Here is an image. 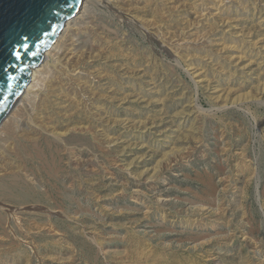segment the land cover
<instances>
[{
  "label": "rangeland",
  "instance_id": "1",
  "mask_svg": "<svg viewBox=\"0 0 264 264\" xmlns=\"http://www.w3.org/2000/svg\"><path fill=\"white\" fill-rule=\"evenodd\" d=\"M78 12L0 123V264H264V0Z\"/></svg>",
  "mask_w": 264,
  "mask_h": 264
},
{
  "label": "water",
  "instance_id": "2",
  "mask_svg": "<svg viewBox=\"0 0 264 264\" xmlns=\"http://www.w3.org/2000/svg\"><path fill=\"white\" fill-rule=\"evenodd\" d=\"M83 0H0V123ZM19 53V56L17 55Z\"/></svg>",
  "mask_w": 264,
  "mask_h": 264
},
{
  "label": "bare ground",
  "instance_id": "3",
  "mask_svg": "<svg viewBox=\"0 0 264 264\" xmlns=\"http://www.w3.org/2000/svg\"><path fill=\"white\" fill-rule=\"evenodd\" d=\"M88 1V0H87ZM84 7V9L83 10H81L82 11V13H83V11L84 10H86V12H87V4L85 5V6H83ZM87 7V8H86ZM78 13L79 12H77L76 13V17H73V18H71V19H69L67 22H66V24L68 25V23L70 22H72L75 18H77V15H78ZM84 13H85V11H84ZM87 14V13H86ZM83 15V14H82ZM83 16H85V15H83ZM81 16L79 15L78 16V18H80ZM86 17V16H85ZM83 19V18H82ZM72 24V23H71ZM73 24H75V22L73 23ZM70 25V24H69ZM71 26H73V25H71ZM71 26H69V27H71ZM75 26H76V24H75ZM74 26V27H75ZM73 27V28H74ZM72 28V27H71ZM71 28H70V30H71ZM67 29H68V26H67V28H66V26H65V28L63 29V32L61 33V35L60 36H57V40L56 41H54V43L44 52V55H50V56H53L54 58L55 57H58V58H70L69 56H68V54H69V49L70 48H72V47H70L69 45L71 44V38L69 37V35L66 33V31H67ZM73 30V29H72ZM74 31V30H73ZM69 33V32H68ZM76 33V32H75ZM73 34V33H72ZM73 39V38H72ZM63 45H62V44ZM62 45V46H61ZM70 47V48H69ZM71 52H72V49H71ZM71 54V53H70ZM69 54V55H70ZM49 56V57H50ZM52 58V57H51ZM54 58H52V59H54ZM66 59V60H67ZM55 60V59H54ZM59 60V59H58ZM60 62V61H59ZM46 68H47V62H41L37 67H35V68H33L32 69V73H31V81L29 82V84L27 85V87H26V91H27V93H29V92H32V91H34L35 89H34V87H36L37 85H38V83L37 82H35V81H39V80H42V78H41V76L40 75H43V73H45V71H46ZM46 73H47V71H46ZM37 79H39V80H37ZM37 90V89H36ZM26 93V94H27ZM30 94V93H29ZM26 96V95H25ZM11 119V117H9L8 119H7V116L3 119V121H4V124H6L7 123V121H9ZM12 120V119H11ZM3 124V123H2ZM3 124V125H4ZM8 124V123H7ZM11 125V124H10ZM2 127V126H1ZM1 129V128H0ZM3 129V128H2ZM3 133V132H2ZM0 134H1V130H0Z\"/></svg>",
  "mask_w": 264,
  "mask_h": 264
},
{
  "label": "snow or ice",
  "instance_id": "4",
  "mask_svg": "<svg viewBox=\"0 0 264 264\" xmlns=\"http://www.w3.org/2000/svg\"><path fill=\"white\" fill-rule=\"evenodd\" d=\"M17 55L19 56V53H17Z\"/></svg>",
  "mask_w": 264,
  "mask_h": 264
}]
</instances>
